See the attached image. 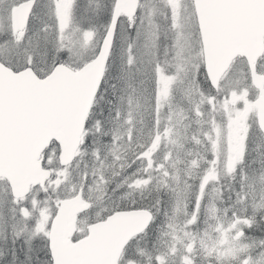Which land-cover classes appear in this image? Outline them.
<instances>
[{"label": "snow or ice", "instance_id": "obj_1", "mask_svg": "<svg viewBox=\"0 0 264 264\" xmlns=\"http://www.w3.org/2000/svg\"><path fill=\"white\" fill-rule=\"evenodd\" d=\"M0 264H264V0H0Z\"/></svg>", "mask_w": 264, "mask_h": 264}]
</instances>
